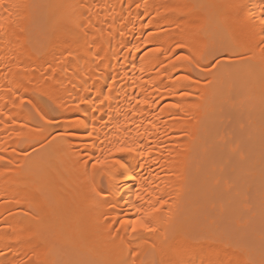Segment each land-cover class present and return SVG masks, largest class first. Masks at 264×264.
I'll return each instance as SVG.
<instances>
[{"label":"bare ground","instance_id":"1","mask_svg":"<svg viewBox=\"0 0 264 264\" xmlns=\"http://www.w3.org/2000/svg\"><path fill=\"white\" fill-rule=\"evenodd\" d=\"M6 2L24 7L0 33V264H153L169 245L194 264H262L264 64L251 17L264 0ZM81 96L93 103L69 111ZM41 109L61 122L42 134ZM76 115L100 129L95 148L82 130L60 138ZM106 136L136 151L117 154L130 165L119 191L96 177L98 204ZM156 197L158 230L126 233L119 221Z\"/></svg>","mask_w":264,"mask_h":264},{"label":"snow or ice","instance_id":"2","mask_svg":"<svg viewBox=\"0 0 264 264\" xmlns=\"http://www.w3.org/2000/svg\"><path fill=\"white\" fill-rule=\"evenodd\" d=\"M0 7H3L7 12V16L4 13H0V33L7 32L6 24L8 27H11L13 24L18 22V12L17 10L24 7L21 4L15 2H6V0H0ZM90 19V17H89ZM251 26H252V37H253V47L258 48L261 55V63L264 64V3L260 5V13L254 14L251 17ZM177 47H184L182 44H178ZM243 58V57H242ZM185 60H189L188 57H183ZM195 59V58H194ZM251 59V57H248ZM189 63H192L189 60ZM196 63L199 64V60H196ZM213 67H216L214 64ZM184 80H189L190 76L182 77ZM18 91V89H17ZM181 96H187L189 93L181 92ZM104 101H100L102 104ZM93 103L89 101L86 97L81 96L78 103L75 104L74 108H69V111H74L79 114L81 111L80 105H87ZM140 103V101H138ZM173 107H179V105H173ZM95 111V110H94ZM40 115V121H43V124L37 125V132L43 133L45 130V126L51 127L53 125H58L61 123L57 121L54 117L48 116L46 112H43ZM93 121H95V117L93 116ZM63 126L65 128L64 133H60L59 136L63 139L65 136L75 135L76 130H82L79 134L84 140H92L91 144L92 148L96 147L95 140L99 139L98 135H96L100 129L96 128L94 123L92 125L88 122V117L80 115H76L74 119H67L63 121ZM107 124L102 125V127H106ZM120 126H116V131H119ZM46 139V138H45ZM53 141H48V144L51 145ZM101 144L104 145L101 148L100 154L96 155L94 161L92 162L93 168V186L91 191L94 197L97 198L96 202L102 203V196L104 193L102 191L97 190L96 185V177H106L108 180L109 189H115L116 191L120 190L118 186V181L121 177H125L128 175V170L130 165L124 160L123 156L117 158V154H132L136 151V149L130 145L121 141L119 137L116 139H112L109 137H105ZM89 145L85 144V150L87 152ZM27 155V153H25ZM5 157L0 155V161H4ZM89 160H92L89 157L88 160H84L83 163L87 165ZM99 169V172L97 170ZM140 191H144L143 189L138 190L136 199L137 201H142L143 197L139 194ZM151 196V193H148ZM162 197H156L147 201H144V204H147V207L144 204L140 206H133L135 218L133 219H122L119 221L123 230L126 233H137V232H146V233H155L158 229L156 224L159 221V213L161 211V207L166 204ZM167 252L170 258L167 261H154L153 264H194L193 261L188 259L189 250L187 247L183 245H169L167 247ZM2 255V253H0ZM132 255H137L136 253H132ZM208 264H216V261L209 259ZM264 264V262H262Z\"/></svg>","mask_w":264,"mask_h":264}]
</instances>
